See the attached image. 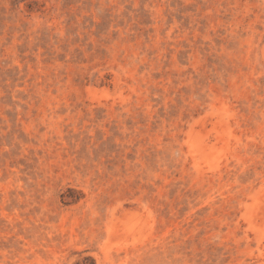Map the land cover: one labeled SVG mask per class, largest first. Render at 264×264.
<instances>
[{
    "label": "rangeland",
    "instance_id": "374dc122",
    "mask_svg": "<svg viewBox=\"0 0 264 264\" xmlns=\"http://www.w3.org/2000/svg\"><path fill=\"white\" fill-rule=\"evenodd\" d=\"M0 264H264V0H0Z\"/></svg>",
    "mask_w": 264,
    "mask_h": 264
}]
</instances>
